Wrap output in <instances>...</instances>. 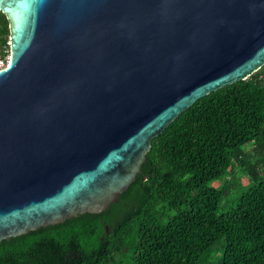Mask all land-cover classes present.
Segmentation results:
<instances>
[{
  "label": "water",
  "instance_id": "obj_1",
  "mask_svg": "<svg viewBox=\"0 0 264 264\" xmlns=\"http://www.w3.org/2000/svg\"><path fill=\"white\" fill-rule=\"evenodd\" d=\"M0 13V242L108 209L153 138L264 65V0H0Z\"/></svg>",
  "mask_w": 264,
  "mask_h": 264
},
{
  "label": "trees",
  "instance_id": "obj_2",
  "mask_svg": "<svg viewBox=\"0 0 264 264\" xmlns=\"http://www.w3.org/2000/svg\"><path fill=\"white\" fill-rule=\"evenodd\" d=\"M8 37L0 13V60ZM220 240L216 264H264V65L153 138L116 203L1 241L0 264H201Z\"/></svg>",
  "mask_w": 264,
  "mask_h": 264
},
{
  "label": "rangeland",
  "instance_id": "obj_3",
  "mask_svg": "<svg viewBox=\"0 0 264 264\" xmlns=\"http://www.w3.org/2000/svg\"><path fill=\"white\" fill-rule=\"evenodd\" d=\"M8 59H9V53L5 54V56L0 60V67H5L7 65ZM236 173H238V170H236ZM237 180L240 182L241 185H246L247 183L246 178L244 176H238ZM212 186L214 187L217 186V183L216 182L212 183ZM219 210L222 212L225 211L226 206L225 207L222 206ZM222 248H223V240H220L213 245V247L209 252V255H206L204 257V260L202 261L203 263L201 264H216V262H214L212 258L215 256H220Z\"/></svg>",
  "mask_w": 264,
  "mask_h": 264
},
{
  "label": "built area",
  "instance_id": "obj_4",
  "mask_svg": "<svg viewBox=\"0 0 264 264\" xmlns=\"http://www.w3.org/2000/svg\"><path fill=\"white\" fill-rule=\"evenodd\" d=\"M3 67H0V69H2Z\"/></svg>",
  "mask_w": 264,
  "mask_h": 264
}]
</instances>
